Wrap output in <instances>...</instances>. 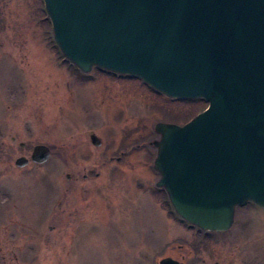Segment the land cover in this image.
<instances>
[{
	"label": "rangeland",
	"instance_id": "374dc122",
	"mask_svg": "<svg viewBox=\"0 0 264 264\" xmlns=\"http://www.w3.org/2000/svg\"><path fill=\"white\" fill-rule=\"evenodd\" d=\"M90 73L62 60L42 0H0V264H264V208L236 206L228 230L205 232L169 214L156 188L155 124L205 104ZM36 144L50 148L42 164Z\"/></svg>",
	"mask_w": 264,
	"mask_h": 264
},
{
	"label": "water",
	"instance_id": "95a60500",
	"mask_svg": "<svg viewBox=\"0 0 264 264\" xmlns=\"http://www.w3.org/2000/svg\"><path fill=\"white\" fill-rule=\"evenodd\" d=\"M43 1L56 44L83 71L97 65L170 97L208 102L184 125L154 127L156 185L180 217L223 231L236 206L264 208V0ZM49 155L38 144L31 160Z\"/></svg>",
	"mask_w": 264,
	"mask_h": 264
},
{
	"label": "flooded vegetation",
	"instance_id": "af4514ba",
	"mask_svg": "<svg viewBox=\"0 0 264 264\" xmlns=\"http://www.w3.org/2000/svg\"><path fill=\"white\" fill-rule=\"evenodd\" d=\"M174 123H177V122H174ZM159 135V134H158ZM100 140V139H99ZM101 141V140H100ZM101 144V143H100ZM146 144H144V146H145ZM148 145L150 146V147H152V148H154L155 149V153H156V151H157V149L154 147V145H153V141L152 142H148ZM100 146V145H99ZM132 147H133V145H130L127 149H125V150H121V151H119L118 152V155H116L115 156V158L117 159V160H120L121 159V156L123 155V154H127L131 149H132ZM13 234H14V237L18 234V232H16L15 230L14 231H11ZM205 232H208V231H205ZM5 251L0 247V260H3L4 259V257H5ZM13 253H15V251H13ZM176 260H178V259H176ZM179 261H181V262H183V264H185V262H184V260H183V256H181V259L179 260ZM198 263V261L196 262V264ZM202 263L203 264H207V263H204L203 262V260H202Z\"/></svg>",
	"mask_w": 264,
	"mask_h": 264
}]
</instances>
